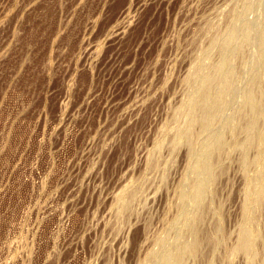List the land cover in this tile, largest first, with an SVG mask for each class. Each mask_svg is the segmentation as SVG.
<instances>
[{
  "label": "rangeland",
  "instance_id": "rangeland-1",
  "mask_svg": "<svg viewBox=\"0 0 264 264\" xmlns=\"http://www.w3.org/2000/svg\"><path fill=\"white\" fill-rule=\"evenodd\" d=\"M263 85L264 0H0V264H264Z\"/></svg>",
  "mask_w": 264,
  "mask_h": 264
},
{
  "label": "bare ground",
  "instance_id": "bare-ground-1",
  "mask_svg": "<svg viewBox=\"0 0 264 264\" xmlns=\"http://www.w3.org/2000/svg\"><path fill=\"white\" fill-rule=\"evenodd\" d=\"M260 3H261V2H260ZM250 5H251V4H250ZM257 5H258V4H257ZM248 7H249V6H248ZM262 10H263V9H262ZM232 23H233V22H232ZM233 24H234V23H233ZM242 24L244 25V23H242ZM230 25H231V24H230ZM230 25H229V26H230ZM243 25H242V26H243ZM238 26H239V25H238ZM248 27H249V26H248ZM229 28H230V27H229ZM231 29H232V28H231ZM232 30H233V29H232ZM227 31H228V29H227ZM230 32H231V31H230ZM233 32H234V31H233ZM244 32H245V31H244ZM261 34H262V33H261ZM228 36L230 37V35H228ZM238 36H239V35H238ZM240 36H241V35H240ZM225 38H226V37H225ZM228 39H229V38H228ZM238 39H239V38H238ZM232 40H233V39H232ZM239 40H240V39H239ZM233 41H234V40H233ZM223 42H224V40H223ZM262 42H263V41H262ZM238 43H239V42H238ZM256 43H257V41H256ZM261 44H262V43H261ZM227 45H228V44H227ZM239 46H240V45H239ZM225 50H226V49H225ZM226 51H227V50H226ZM253 51H254V50H253ZM230 55H231V54H230ZM232 55H233V54H232ZM222 56H224V54H223ZM222 56H221V57H222ZM229 58H230V57H229ZM222 62H223V61H222ZM222 65H223V64H222ZM222 65H221V66H222ZM227 65H228V64H227ZM200 68H201V67H200ZM202 68H203V67H202ZM202 68H201V69H202ZM218 68H219V67H218ZM203 70H204V69H203ZM221 70H222V69H221ZM203 75H204V73H203ZM231 75H232V74H231ZM208 76H210V75H208ZM221 77H222V76H221ZM259 77H260V76H259ZM206 78H207V77H206ZM215 78H216V76H215ZM215 78H214V79H215ZM217 78H218V77H217ZM219 80H220V79H219ZM233 80H235V79H233ZM258 80H259V79H258ZM223 81H224V80H223ZM204 82H206V81H204ZM211 82H212V81H211ZM226 82H227V81H226ZM229 82H230V81H229ZM233 82H234V81H233ZM254 82H256V81H254ZM262 83H263V82H262ZM216 84H217V83H216ZM226 84H227V83H226ZM230 84H231V83H230ZM250 84H251V83H250ZM222 86H223V85H222ZM263 86H264V85H263ZM208 87H209V85H208ZM197 88H198V87H197ZM214 88H215V87H214ZM250 88H251V87H250ZM233 89H234V88H233ZM252 89H253V88H252ZM231 90H232V89H231ZM246 90H247V89H246ZM224 91H225V89H224ZM240 91H242V90H240ZM250 91H251V90H250ZM226 92H227V91H226ZM236 92H237V91H236ZM218 93H219V92H218ZM223 94H224V93H223ZM229 94H230V93H229ZM250 94H251V93H250ZM255 94H256V93H255ZM255 94H254V95H255ZM211 95H212V94H211ZM224 95H225V94H224ZM224 95H223V96H224ZM236 95H237V94H236ZM216 96H217V95H216ZM260 96L262 97V95H260ZM257 97H258V96H257ZM209 98H210V97H209ZM251 98H252V97H251ZM254 99H255V98H254ZM217 100H219V98H218ZM247 101H248V100H247ZM250 101H251V99H250ZM254 102H255V101H254ZM254 102H253V103H254ZM256 103H257V102H256ZM204 106H205V105H204ZM250 106H251V105H250ZM262 108H263V107H262ZM257 109H258V108H257ZM252 110H253V109H252ZM258 111H259V110H258ZM203 112H204V111H203ZM252 114H253V113H252ZM261 114H262V112H261ZM202 115H203V114H202ZM205 116H206V115H205ZM203 118H204V117H203ZM203 118H202V119H203ZM189 120H190V119H189ZM203 121H204V120H203ZM206 121H207V120H206ZM211 121H212V120H211ZM254 123H255V122H254ZM203 125H204V123H203ZM188 129H189V128H188ZM185 132L187 133V131H185ZM188 133H189V132H188ZM182 134H183V133H182ZM187 135H188V134H187ZM183 136H184V135H183ZM262 155H263V154H262ZM208 163H209V162H208ZM262 163H263V162H262ZM203 166H204V165H203ZM202 168H203V167H202ZM207 168H208V167H207ZM204 170H205V168H204ZM207 170H208V169H207ZM206 172H207V171H206ZM196 179H197V178H196ZM256 183H257V182H256ZM195 191H196V190H195ZM256 193H257V192H256ZM192 195H193V194H192ZM257 199H258V197H257ZM249 218H250V217H249ZM249 220H250V219H249ZM243 228H244V227H243ZM245 228H246V226H245ZM242 231H243V229H242ZM243 233H244V232H243ZM243 233H242V235H243ZM244 235H245V234H244ZM247 235H248V234H247ZM244 237H246V236H244ZM241 241H242V240H241ZM244 241H247V239L244 240ZM247 242H248V241H247ZM246 244H247V243H246ZM246 244H245V245H246ZM240 245H241V243H240ZM253 247H254V246H253ZM246 249H248V248H246ZM248 253H249V252H248ZM178 257H179V256H178ZM177 260H178V259H177ZM178 261H179V260H178ZM166 264H167V263H166Z\"/></svg>",
  "mask_w": 264,
  "mask_h": 264
}]
</instances>
